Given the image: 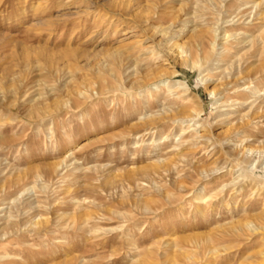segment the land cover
Listing matches in <instances>:
<instances>
[{"label":"rangeland","instance_id":"374dc122","mask_svg":"<svg viewBox=\"0 0 264 264\" xmlns=\"http://www.w3.org/2000/svg\"><path fill=\"white\" fill-rule=\"evenodd\" d=\"M0 264H264V0H0Z\"/></svg>","mask_w":264,"mask_h":264},{"label":"bare ground","instance_id":"6f19581e","mask_svg":"<svg viewBox=\"0 0 264 264\" xmlns=\"http://www.w3.org/2000/svg\"><path fill=\"white\" fill-rule=\"evenodd\" d=\"M167 82V81H166ZM168 85V84H167Z\"/></svg>","mask_w":264,"mask_h":264}]
</instances>
